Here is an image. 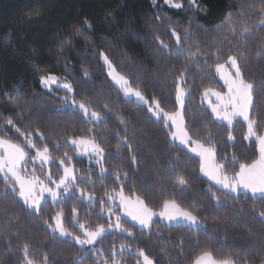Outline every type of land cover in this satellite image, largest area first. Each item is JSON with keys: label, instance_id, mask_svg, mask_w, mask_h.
Returning a JSON list of instances; mask_svg holds the SVG:
<instances>
[{"label": "snow or ice", "instance_id": "obj_1", "mask_svg": "<svg viewBox=\"0 0 264 264\" xmlns=\"http://www.w3.org/2000/svg\"><path fill=\"white\" fill-rule=\"evenodd\" d=\"M150 3L155 68L114 56L84 16L58 37L56 70L29 62L39 95L0 89L9 264H264V0H231L211 41L194 38L202 0H163L192 13L183 23ZM80 41L92 60L77 71L66 50Z\"/></svg>", "mask_w": 264, "mask_h": 264}, {"label": "trees", "instance_id": "obj_2", "mask_svg": "<svg viewBox=\"0 0 264 264\" xmlns=\"http://www.w3.org/2000/svg\"><path fill=\"white\" fill-rule=\"evenodd\" d=\"M230 2L231 0H202L203 4L208 5V12L206 15L199 14L195 17L201 25L195 39L211 41L215 37V29L224 18ZM122 3L127 7L122 8ZM159 4L165 15L181 23L192 15L191 12L169 9L163 5V0H159ZM109 11L115 14V19L106 23L105 16ZM154 14L150 0H0V89H10L23 82L22 93L39 95L40 87L30 70L29 62L34 59L48 62L56 70L55 50L58 37L67 35L84 16L91 18L95 25L97 43H101L99 39L101 36L106 37L103 46L109 48L114 56L118 57L120 53L127 51L138 59L145 58V68H155V61H151V53L146 48L151 41L147 24ZM205 28H211L213 31L206 34ZM8 33L11 34V42L5 44L3 37ZM136 35L141 37L139 41L134 39ZM108 42H111V46ZM84 48V42L80 41L73 49L66 50L67 58L77 64V71H79V61L92 60L91 51L85 52ZM60 63L63 64L64 61ZM93 67L95 68L94 61ZM102 84L104 77L97 75L95 87L99 88ZM105 89L107 90V85ZM113 99H115L114 94ZM124 107L126 115L135 117L138 113L134 104ZM140 115L142 117V114ZM137 126L146 132L154 130V126L147 120H143ZM181 167L184 165L182 164ZM147 178L152 179L151 176ZM32 227L37 226L32 225ZM229 230L231 231L230 226ZM255 231H261L259 225L255 226ZM188 235L185 231L186 239ZM39 236L42 239L45 233H40ZM196 236L197 233L193 232L191 239L195 240ZM65 251L71 250L65 249ZM10 259L11 254L7 253L0 244V264H9ZM173 260H175L174 256Z\"/></svg>", "mask_w": 264, "mask_h": 264}]
</instances>
